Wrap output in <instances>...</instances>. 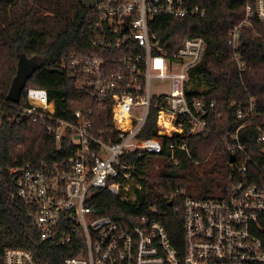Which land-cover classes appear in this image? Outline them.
Here are the masks:
<instances>
[{
    "label": "built area",
    "instance_id": "obj_1",
    "mask_svg": "<svg viewBox=\"0 0 264 264\" xmlns=\"http://www.w3.org/2000/svg\"><path fill=\"white\" fill-rule=\"evenodd\" d=\"M90 11L96 14L92 51L72 54L64 65L77 80L76 94L89 96L99 110L109 109L112 128L98 131L94 110L86 107L68 109L71 120L57 118L55 102L40 89L26 90V107L10 103L19 112L16 122L46 124L55 143V158L10 170L30 227L41 242L80 246L63 264H264V174L238 138L257 116L253 99L236 110L241 125L219 140L234 161L227 186L215 199L176 189L146 203L149 178L168 164L177 165L176 152L188 154L187 140L207 133L220 116L205 95L208 87L198 86L192 76L202 61L204 40L186 38L169 53L149 22L157 16L203 19L207 9L187 0H101ZM244 12L226 40L238 72L246 67L241 32L253 19L264 23V0H246ZM151 113L155 136L144 138ZM256 142L264 155L261 129ZM151 158L158 159L152 170ZM103 191L125 210L99 214L96 204ZM180 196L176 242L162 221L168 214L163 204L177 215ZM3 264L37 262L25 249L6 248Z\"/></svg>",
    "mask_w": 264,
    "mask_h": 264
},
{
    "label": "trees",
    "instance_id": "obj_2",
    "mask_svg": "<svg viewBox=\"0 0 264 264\" xmlns=\"http://www.w3.org/2000/svg\"><path fill=\"white\" fill-rule=\"evenodd\" d=\"M245 1L187 0L191 6L205 7V18L157 16L149 22L150 32L169 53L186 38L204 40V55L192 76L196 75L198 86L203 83L208 87L205 95L215 102L220 116L212 120L207 133L187 140L188 154L176 152L177 165L168 164L149 178L147 204L171 195L176 189L202 199H215L224 190L230 154L219 140L229 138L241 125L236 110L247 108L251 99L257 116L238 131V138L264 174V155L256 142L259 129L264 131V23L253 19L241 32L240 53L246 63L242 72L231 60V50L226 44L229 30L245 17ZM95 23L96 14L79 0H0V264L6 248L29 251L37 264H63L65 258L80 250L75 244L62 247L56 242H41L30 227V215L16 196L14 174L10 170L30 169L40 161L55 158V143L46 131V124L30 119L16 122L19 112L7 101V94L19 62L34 61L36 69L16 107L27 106L24 101L27 89L44 90L48 99L55 102L57 118L71 120L68 109L86 107L94 110L97 130L109 131L112 128L109 109L99 110L89 96L76 94L77 80L70 77L64 65L70 55L92 51ZM141 136H155L153 113ZM157 160H149L151 170ZM100 196L102 199L96 204L99 214L108 216L113 211L125 210L108 193L103 191ZM183 198L180 196L178 200L177 215L163 204L168 214L162 221L176 242L181 238ZM172 204L175 206V202Z\"/></svg>",
    "mask_w": 264,
    "mask_h": 264
},
{
    "label": "water",
    "instance_id": "obj_3",
    "mask_svg": "<svg viewBox=\"0 0 264 264\" xmlns=\"http://www.w3.org/2000/svg\"><path fill=\"white\" fill-rule=\"evenodd\" d=\"M99 1L101 0H83L82 4L86 9L90 10ZM26 62L28 63H25L23 60L18 64V70L16 72L14 79L12 80L9 92L7 94V101L9 103L17 104L19 102L21 94L25 89L27 80L36 69V65L34 61H26ZM233 161L234 158L231 156L229 158V162L232 163Z\"/></svg>",
    "mask_w": 264,
    "mask_h": 264
},
{
    "label": "rangeland",
    "instance_id": "obj_4",
    "mask_svg": "<svg viewBox=\"0 0 264 264\" xmlns=\"http://www.w3.org/2000/svg\"><path fill=\"white\" fill-rule=\"evenodd\" d=\"M24 62H25V63H28V62H26L25 60H24ZM31 63H32V62H31Z\"/></svg>",
    "mask_w": 264,
    "mask_h": 264
}]
</instances>
